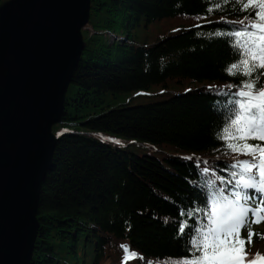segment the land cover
<instances>
[{
    "label": "trees",
    "instance_id": "trees-1",
    "mask_svg": "<svg viewBox=\"0 0 264 264\" xmlns=\"http://www.w3.org/2000/svg\"><path fill=\"white\" fill-rule=\"evenodd\" d=\"M239 9L233 0H91L63 123L53 127L58 141L30 264H122L121 245L144 257L127 264L189 255L210 193L231 192L229 166L252 159L218 138L228 122L224 105L246 78L225 71L238 59L231 38L210 34L239 29L236 21L254 12ZM246 191L250 207L260 204ZM251 227L247 253L264 244V220Z\"/></svg>",
    "mask_w": 264,
    "mask_h": 264
},
{
    "label": "water",
    "instance_id": "water-1",
    "mask_svg": "<svg viewBox=\"0 0 264 264\" xmlns=\"http://www.w3.org/2000/svg\"><path fill=\"white\" fill-rule=\"evenodd\" d=\"M91 0L0 6V264H30L42 185L85 48Z\"/></svg>",
    "mask_w": 264,
    "mask_h": 264
},
{
    "label": "snow or ice",
    "instance_id": "snow-or-ice-1",
    "mask_svg": "<svg viewBox=\"0 0 264 264\" xmlns=\"http://www.w3.org/2000/svg\"><path fill=\"white\" fill-rule=\"evenodd\" d=\"M233 2L240 3V11L252 8L254 12L236 21L241 25L239 29L226 32L218 30L210 34L231 38L228 42L237 50L238 59L230 63L225 71L230 76L246 78L241 80L237 91L224 105L228 122L218 133V138L227 142L226 146L231 152L251 156L252 159L237 160L229 166L234 170L229 181L233 184V190L225 194L221 188L210 193V203L205 212L207 223L191 229L194 234L188 238L189 255L174 260L172 264H264V256L257 252L249 259L245 248V244H250L255 234L252 224L264 220V207H261L264 199L260 204L250 207L248 202L251 197L246 191L254 189L264 194V144L248 143V140L264 141V80L261 79L264 71H259L264 70V0ZM228 87L231 89L233 85ZM216 95L228 96L229 93L217 92ZM203 171L207 173L209 169ZM218 179L223 180L222 177ZM209 187L214 188V182L210 181ZM249 213L255 219L250 220ZM181 215H185L183 210ZM187 215L191 217L192 211L189 210ZM188 227L186 221L182 222L179 234H185ZM243 229H247L246 238L241 237ZM121 247L125 254L122 264H127L130 259H144L127 245Z\"/></svg>",
    "mask_w": 264,
    "mask_h": 264
},
{
    "label": "rangeland",
    "instance_id": "rangeland-1",
    "mask_svg": "<svg viewBox=\"0 0 264 264\" xmlns=\"http://www.w3.org/2000/svg\"><path fill=\"white\" fill-rule=\"evenodd\" d=\"M139 35L142 37L143 36V33L140 32ZM148 36H150L151 40L154 37V35H152L150 32H148ZM121 40H124V39H121ZM107 41L109 43H112L114 41V38L111 37V36H107ZM137 102H138V100L133 101V103H137ZM257 252H259L262 256H264V244L258 245L253 250H251L248 253L249 259H251V257H253Z\"/></svg>",
    "mask_w": 264,
    "mask_h": 264
}]
</instances>
